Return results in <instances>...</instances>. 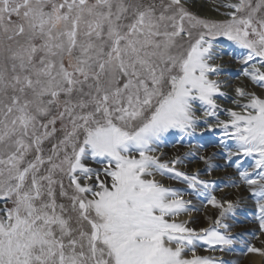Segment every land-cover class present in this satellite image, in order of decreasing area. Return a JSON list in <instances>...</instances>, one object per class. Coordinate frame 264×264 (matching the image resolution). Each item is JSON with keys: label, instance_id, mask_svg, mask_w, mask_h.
Wrapping results in <instances>:
<instances>
[{"label": "snow or ice", "instance_id": "6c2138e0", "mask_svg": "<svg viewBox=\"0 0 264 264\" xmlns=\"http://www.w3.org/2000/svg\"><path fill=\"white\" fill-rule=\"evenodd\" d=\"M208 3L0 0V264L264 257V0Z\"/></svg>", "mask_w": 264, "mask_h": 264}, {"label": "bare ground", "instance_id": "6f19581e", "mask_svg": "<svg viewBox=\"0 0 264 264\" xmlns=\"http://www.w3.org/2000/svg\"><path fill=\"white\" fill-rule=\"evenodd\" d=\"M193 11H196L203 15L218 17L216 13L211 10V6L208 3V0H195V7ZM227 43V42H226ZM228 51H231L230 49ZM234 55V54H233ZM233 55L225 54L223 58L218 61V63L223 65L224 74L221 76V79H227L231 82L232 86H247L249 88L253 87L251 83L244 77L239 76L240 65L236 62V59L233 58ZM239 76V78H237ZM259 91V89H257ZM227 91L231 93V88H228ZM225 107H231L232 105L226 101H220ZM224 118V117H222ZM162 151L168 155L180 154L188 151L187 145H181L178 142L175 143L173 147L172 144H169L167 147L163 148ZM219 149L215 147H208L206 153L201 154H211L212 152H218ZM216 164L223 165L225 162L221 158L215 160ZM186 170L195 171L197 168H203V162L198 160H191L185 162ZM235 172V169L232 168H220L219 170L213 172L212 177L214 179L224 178L231 176ZM231 189L224 188V193H231ZM193 217H199L198 213H193ZM256 229V224L250 222V212L247 210H242L238 219L237 226L234 229L237 233H244V239L251 242L256 247H261V241L264 240V237L260 239H253L251 233ZM244 246H238L234 252L223 254V259L229 262V264H264V257L257 254H243ZM201 254L207 255V252L201 250ZM258 260V262H256Z\"/></svg>", "mask_w": 264, "mask_h": 264}, {"label": "rangeland", "instance_id": "374dc122", "mask_svg": "<svg viewBox=\"0 0 264 264\" xmlns=\"http://www.w3.org/2000/svg\"><path fill=\"white\" fill-rule=\"evenodd\" d=\"M198 214H199V217H200V218H201V220H202V219H203V218H202V215H201L200 213H198ZM256 262H258V260H257Z\"/></svg>", "mask_w": 264, "mask_h": 264}]
</instances>
